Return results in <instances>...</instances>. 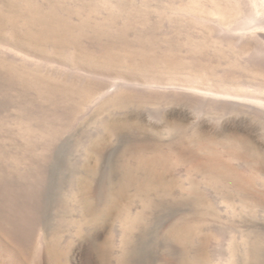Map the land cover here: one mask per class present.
<instances>
[{
	"label": "rangeland",
	"instance_id": "1",
	"mask_svg": "<svg viewBox=\"0 0 264 264\" xmlns=\"http://www.w3.org/2000/svg\"><path fill=\"white\" fill-rule=\"evenodd\" d=\"M258 10L0 0V264H264Z\"/></svg>",
	"mask_w": 264,
	"mask_h": 264
},
{
	"label": "bare ground",
	"instance_id": "2",
	"mask_svg": "<svg viewBox=\"0 0 264 264\" xmlns=\"http://www.w3.org/2000/svg\"><path fill=\"white\" fill-rule=\"evenodd\" d=\"M251 1H252L253 4L255 5V7H257L259 10H260V8H261V9L263 8V10H264V0H251ZM259 10H258V11H259ZM257 14H258V12H257ZM254 19H255V18H254ZM252 20H253V18H252ZM252 20H251V22H253ZM251 22H250V24H251ZM256 23H257V22H256ZM256 23H255V24H256ZM258 24H259L260 26H259ZM258 24H257V25H258L259 27L264 26L263 21H262L261 23L259 22ZM258 26H257V27H258ZM253 99H255V98H253ZM259 102H260V101H259ZM261 102H262V101H261Z\"/></svg>",
	"mask_w": 264,
	"mask_h": 264
}]
</instances>
